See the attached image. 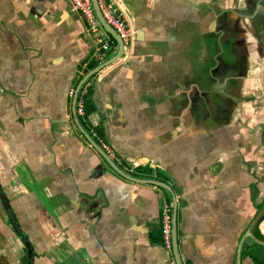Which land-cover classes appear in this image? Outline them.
I'll list each match as a JSON object with an SVG mask.
<instances>
[{
	"label": "crops",
	"instance_id": "obj_1",
	"mask_svg": "<svg viewBox=\"0 0 264 264\" xmlns=\"http://www.w3.org/2000/svg\"><path fill=\"white\" fill-rule=\"evenodd\" d=\"M110 1L130 53L80 86L112 35L66 0H0V264L24 263L11 215L32 264H264L246 238L264 206V0Z\"/></svg>",
	"mask_w": 264,
	"mask_h": 264
},
{
	"label": "built area",
	"instance_id": "obj_2",
	"mask_svg": "<svg viewBox=\"0 0 264 264\" xmlns=\"http://www.w3.org/2000/svg\"><path fill=\"white\" fill-rule=\"evenodd\" d=\"M73 11L78 13L84 20L87 29L90 32H97L99 29H102V24L95 15L94 8L91 0H66ZM97 4L101 15L105 22L114 29L119 38L124 44V53H130V46L133 41V32L129 27L125 16L120 11L119 8L115 6L112 1L108 0H97ZM117 47V44H114ZM115 46L109 42L104 41L95 53L92 55L96 60H103L113 54L115 51ZM88 91V86H85L80 90H77L74 87L70 89V95L75 99L76 112L85 116L84 110V97ZM107 151V154L111 157H114V154L107 147L103 146ZM172 208L170 205H164L161 210L160 218V231L162 235V246L167 250H172L173 239H172ZM188 264V263H185Z\"/></svg>",
	"mask_w": 264,
	"mask_h": 264
},
{
	"label": "water",
	"instance_id": "obj_3",
	"mask_svg": "<svg viewBox=\"0 0 264 264\" xmlns=\"http://www.w3.org/2000/svg\"><path fill=\"white\" fill-rule=\"evenodd\" d=\"M93 8H94V12L96 17L99 19L100 23L102 24V26L105 28V30L107 32H109L112 37L115 39L116 43H117V53L112 56L110 59H107L106 61H104L103 63L99 64L98 66H96L95 68H93L92 70H90L85 77L83 78L80 86L88 79L90 78L92 75L96 74L97 72H99L101 69H103L104 67L108 66L109 64H111L112 62L116 61L117 59L120 58H124L125 57V53H124V44L122 42V40L119 38V36L117 35V33L114 31L113 28H111L103 19L101 12L99 10L98 4H97V0H91ZM75 109V106H74ZM78 124V122H77ZM92 141V140H91ZM93 145L98 148V150L102 153V155L104 156V158L106 159V161L110 164V166L120 175H122L123 177L127 178V179H131L134 181H138L141 183H150L153 185H157L160 187H163L164 189L168 190L170 193H172L171 188L161 182V181H156V180H142V179H135L131 176H129L128 174H126L123 170H121L106 154L105 152L102 151V149L100 147H98V145L96 143H94L92 141ZM175 210H176V204L174 203L173 206V212L175 214ZM11 215V213H10ZM264 217V206L256 213L255 217L253 218L251 225L249 226L248 230L246 231V238L249 237L251 238L254 242H257L261 245H264V241H260L258 239H256L253 236V230L255 228V226L260 222V220ZM11 219H12V225L14 227V229L16 230V233L18 235H20V237L22 238L26 248H27V262L26 264H31L32 263V259L34 256L33 253V248L30 244V242L28 241V239L26 238V236L21 232V230L19 229L18 224L16 223V220L13 218V216L11 215ZM175 215L173 218V222H172V227H173V231H172V239H173V245L176 246V238H175ZM174 234V237H173Z\"/></svg>",
	"mask_w": 264,
	"mask_h": 264
},
{
	"label": "trees",
	"instance_id": "obj_4",
	"mask_svg": "<svg viewBox=\"0 0 264 264\" xmlns=\"http://www.w3.org/2000/svg\"><path fill=\"white\" fill-rule=\"evenodd\" d=\"M115 42V41H114ZM91 92L87 91L85 97H84V110H85V114H88L91 110L94 109V106L91 102V96H90Z\"/></svg>",
	"mask_w": 264,
	"mask_h": 264
},
{
	"label": "flooded vegetation",
	"instance_id": "obj_5",
	"mask_svg": "<svg viewBox=\"0 0 264 264\" xmlns=\"http://www.w3.org/2000/svg\"><path fill=\"white\" fill-rule=\"evenodd\" d=\"M19 226V225H18ZM14 228V227H13ZM19 229L21 230V232L23 233V231H22V229L20 228V226H19ZM15 233H16V230H15ZM24 234V233H23ZM18 235V234H17ZM25 235V234H24ZM26 236V235H25ZM18 237L20 238V240L22 241V243H23V246H24V248H25V258H24V263L23 264H26V262H27V248H26V246H25V244H24V242H23V240H22V238L20 237V235H18ZM27 238V237H26ZM29 241V240H28ZM31 244V243H30ZM31 246H32V244H31ZM32 248H33V246H32ZM33 253H34V250H33ZM33 258H34V256H33ZM32 262H33V259H32ZM32 264V263H31Z\"/></svg>",
	"mask_w": 264,
	"mask_h": 264
}]
</instances>
